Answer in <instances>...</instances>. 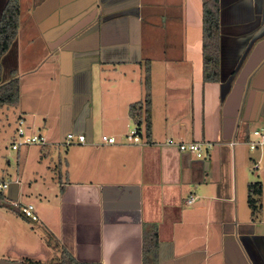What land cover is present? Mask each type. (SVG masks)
Returning a JSON list of instances; mask_svg holds the SVG:
<instances>
[{
	"label": "crops",
	"instance_id": "obj_1",
	"mask_svg": "<svg viewBox=\"0 0 264 264\" xmlns=\"http://www.w3.org/2000/svg\"><path fill=\"white\" fill-rule=\"evenodd\" d=\"M201 32L202 0H18L16 38L1 59L2 79L19 81L15 119L56 131L58 142L86 138L65 153L56 201L34 206L50 236L38 258L66 251L84 264H254L250 250L264 255V146L246 144L264 129V0H220L216 83L202 79ZM146 65L151 135L140 128V144H131L129 107L143 101ZM35 82H47L50 107L27 114L22 86ZM168 138L213 146L196 158ZM257 182L252 216L247 186ZM11 183L7 198L19 206L24 189ZM20 247L9 259L29 254Z\"/></svg>",
	"mask_w": 264,
	"mask_h": 264
},
{
	"label": "rangeland",
	"instance_id": "obj_2",
	"mask_svg": "<svg viewBox=\"0 0 264 264\" xmlns=\"http://www.w3.org/2000/svg\"><path fill=\"white\" fill-rule=\"evenodd\" d=\"M3 2L4 0H1V4ZM43 71L40 73H43ZM19 74L24 76L25 71H20ZM4 77L7 78L5 75ZM5 78L3 79L5 80ZM35 80L42 81L39 77ZM26 81L23 80L22 82L25 83ZM35 83V85L30 87L25 84L22 86V103L27 110V114H31L32 112L41 114L50 107V100L46 92L47 82H44L42 85L39 82ZM29 89H34L35 92H29ZM15 116V106H0V180L11 182L14 180L20 181L21 187L24 189L20 200L21 203L22 201L24 202L22 204L32 202L36 207L40 206V202L41 206L45 205L47 201L52 204L56 201L54 194L57 193L58 189L59 167H62L64 157L66 156L65 153L71 151L73 149L72 146L79 143L75 140L70 144L58 142L56 140V131H54V137H52L50 132L45 128L38 129L35 127L32 129L33 132L44 135L46 144L20 146L18 150H12L11 143L17 140L14 128L17 122ZM27 118L26 123H30L32 120L36 123L41 122L40 118L36 116L34 119L30 116ZM24 126H26L25 123ZM33 132L27 131L29 134ZM44 153H47V155L44 156ZM59 163L61 166L56 168L55 165ZM54 166L55 169L51 171L50 168ZM63 175L64 173L61 169V176ZM3 194L6 196L7 201L4 204H0V258L16 260L9 259L11 257L8 256L19 258L18 253L14 251L12 246H21L22 249L29 253L27 255H24V253L20 255L25 256L22 257L23 262H37L40 264L59 263L60 258L50 261H44L38 258L39 255L37 252L41 249V245H45V241L48 242L50 238L46 225L40 221L35 223L26 220L20 214L21 205H12L11 201L7 198V191H4Z\"/></svg>",
	"mask_w": 264,
	"mask_h": 264
},
{
	"label": "trees",
	"instance_id": "obj_3",
	"mask_svg": "<svg viewBox=\"0 0 264 264\" xmlns=\"http://www.w3.org/2000/svg\"><path fill=\"white\" fill-rule=\"evenodd\" d=\"M219 0H202V79L204 82L219 81ZM18 28V0H7L0 13V106H16L19 101L18 78L2 79L1 59L12 46ZM129 115L137 132L143 129L146 139L151 135V94L149 67H145L144 98L142 102L129 107ZM261 193L260 184L247 186V203L252 216L258 212V202ZM6 196L0 192V204L6 203ZM157 239L156 231L152 230L143 236V248L152 250ZM26 264H40L25 262ZM55 264H84L76 261L70 254L63 251L60 262Z\"/></svg>",
	"mask_w": 264,
	"mask_h": 264
},
{
	"label": "built area",
	"instance_id": "obj_4",
	"mask_svg": "<svg viewBox=\"0 0 264 264\" xmlns=\"http://www.w3.org/2000/svg\"><path fill=\"white\" fill-rule=\"evenodd\" d=\"M24 119L21 117L17 118L16 126H15V136L17 137L16 141L11 143L12 150H18L20 146L27 145H44L46 144V138L44 135L40 133H32L29 134V128L24 126ZM26 125V124H25ZM252 138L247 141L248 148L250 151H255L264 146V129H256L252 131ZM126 140L131 144H140L139 133L137 132L136 127L132 128L125 136ZM73 140H75L79 144L86 143V138L83 134H73L67 133L63 139L65 144H70ZM100 141L105 144H114V137H109L107 135H101ZM69 142V143H67ZM165 145L174 147L179 152L192 154L196 158H203L207 151L210 150L213 146V143L206 141H190V142H182L177 141L173 138H168L165 141ZM229 145H234V141L229 142ZM254 168L257 167L255 163ZM12 183L10 181L0 180V192L4 193L7 191ZM193 197L189 196L186 200L187 204H190L193 201ZM15 205V204H14ZM17 205V204H16ZM20 214L30 222H37L38 217L35 213L34 205L31 203L20 204Z\"/></svg>",
	"mask_w": 264,
	"mask_h": 264
},
{
	"label": "flooded vegetation",
	"instance_id": "obj_5",
	"mask_svg": "<svg viewBox=\"0 0 264 264\" xmlns=\"http://www.w3.org/2000/svg\"><path fill=\"white\" fill-rule=\"evenodd\" d=\"M218 15H219V21H220V0H219ZM219 34H220V26H219ZM218 49H219V45H218ZM249 256H250V259L253 261L254 264H264V255L262 253H259V251L252 252L250 250Z\"/></svg>",
	"mask_w": 264,
	"mask_h": 264
},
{
	"label": "water",
	"instance_id": "obj_6",
	"mask_svg": "<svg viewBox=\"0 0 264 264\" xmlns=\"http://www.w3.org/2000/svg\"><path fill=\"white\" fill-rule=\"evenodd\" d=\"M6 1L2 4L1 8H0V13H1V10L3 9L4 5H5ZM219 25H220V21H219ZM220 64V63H219ZM219 74H220V69H219ZM66 134H64L61 138V141H63L64 137H65ZM11 185H16V183H13ZM0 264H26L25 262L23 261H20V260H6V259H3V258H0Z\"/></svg>",
	"mask_w": 264,
	"mask_h": 264
}]
</instances>
